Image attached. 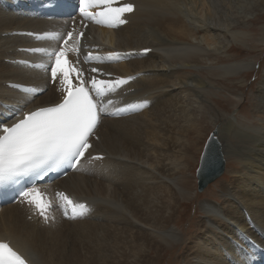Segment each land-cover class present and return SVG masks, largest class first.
Segmentation results:
<instances>
[{
    "label": "bare ground",
    "instance_id": "obj_1",
    "mask_svg": "<svg viewBox=\"0 0 264 264\" xmlns=\"http://www.w3.org/2000/svg\"><path fill=\"white\" fill-rule=\"evenodd\" d=\"M133 2L138 9L130 16V23L102 36L109 50H154L142 61L111 67L122 76L144 73L130 86L135 92L128 98L151 100L153 105L130 119L104 121L97 150L107 157L105 167L98 172L71 175L59 183L79 200L91 203L95 214L84 221L43 228L27 222L20 209L9 207L0 213V240L12 241L34 264H157L165 253L178 254L179 248L184 250L178 256L180 264H248L247 256L232 241L247 248L240 232L252 235L261 230L264 234V74L259 70L260 66L264 68V59L258 71L252 70L253 63L239 57L242 49L238 41L253 37L255 32L248 29L256 22L249 18L264 11V0ZM35 24L0 9V98L10 95L6 84L19 82L25 75L6 63L18 59L16 51L25 42L9 35L34 30ZM207 62L211 65H205ZM207 72L217 73L221 79L238 77L242 91L252 87L245 86L252 72L259 83L257 90L249 94L253 108L248 112L250 119L242 118L239 111L237 116L219 119L218 127L225 137H220L215 128L224 155L221 163L226 164L227 157L232 165L236 164V171L231 164L228 167V174H233L229 176L231 182L220 180L213 187L220 193L214 189L208 192L216 200L206 199L198 205L203 217L193 224L196 229H180L181 216L177 215L181 202L201 196H195V177L186 174L193 157L183 132L173 130L178 133L173 138L166 130L167 123L179 117L181 111L174 104L179 102L171 96H179V101L185 96L195 99H185L187 109L183 108V115L187 111L209 112L212 105L203 100L212 95L210 90L216 84L201 77ZM48 97L55 100L52 88L34 107L50 102ZM211 102L228 106L219 100ZM193 104L199 106L194 108ZM214 114L209 112L216 122ZM159 139L163 143L160 148ZM172 159L178 167L165 164Z\"/></svg>",
    "mask_w": 264,
    "mask_h": 264
},
{
    "label": "snow or ice",
    "instance_id": "obj_2",
    "mask_svg": "<svg viewBox=\"0 0 264 264\" xmlns=\"http://www.w3.org/2000/svg\"><path fill=\"white\" fill-rule=\"evenodd\" d=\"M45 3L54 8L58 0H45ZM77 8L84 20L109 28L125 24V14L134 11L133 4L121 3V0H77ZM84 27L87 25L84 24ZM83 36V32L73 29L66 34L51 32L42 37L55 43L50 47L31 50L46 58L33 67L45 73L50 72L52 83H57L58 80L57 90L62 98L58 103L36 110L24 111L23 107H18L15 112L19 113V118L10 126H0V193L17 189L15 195L22 197L21 202L32 207L45 222L50 219L53 204L47 194L36 187L35 181L42 179L49 171L62 168L79 170L82 158L93 146L90 138L95 135L103 114L120 115L147 106V101H144L114 112L109 111L114 101L105 98L135 77L106 80L90 76L86 79L85 70L79 66L80 39ZM69 53L76 55L75 61L68 58ZM125 55L127 54L109 52L106 57H100L89 52L84 56L83 63L119 60ZM89 71L100 72L95 67ZM15 87L26 94L25 105L31 103L37 93L44 91L43 88L36 87ZM203 159L206 160L207 156ZM25 177L33 178L31 186L21 184ZM56 197L61 202L59 206L63 209V214L69 219H77L88 212L86 204L73 201L62 192L56 193ZM0 264L30 262L9 243L0 242Z\"/></svg>",
    "mask_w": 264,
    "mask_h": 264
},
{
    "label": "rangeland",
    "instance_id": "obj_3",
    "mask_svg": "<svg viewBox=\"0 0 264 264\" xmlns=\"http://www.w3.org/2000/svg\"><path fill=\"white\" fill-rule=\"evenodd\" d=\"M259 18V19H257ZM262 19V20H261ZM252 20H256V21H252ZM248 21V20H246ZM245 21V23H246ZM250 22H253L255 24L251 25L250 28L248 29V31L252 30L253 32H255L253 34V37L251 39L248 40V38H244L242 39V41H238V43H240L238 46L242 49L240 52V59H244L247 61H251L252 64V70H257L259 63L262 61L261 59H264V32L262 29H264V11L261 12L259 15L253 16L249 18ZM249 22V23H250ZM246 31V30H245ZM254 39V40H252ZM252 40V41H250ZM238 54V53H237ZM256 64V65H255ZM205 65H211L210 62L205 63ZM200 68H204V67H200ZM261 71H263L264 74V68L260 69ZM256 73H250V75L247 77V81H246V85L248 84H252V87L250 88H246L245 91H242L241 89V85L239 83V78H232V77H226L225 79H221L219 77H217V73H215L214 75H211L209 72L204 73L201 75V77L206 81V82H211L214 81V83L216 84L214 87L215 89L210 90L212 95L211 96H207L206 99H204V103L207 104H211L212 109L209 110V112H213L215 111V116L217 117V121L215 122L214 119L210 118L209 116V112L206 110H202L200 111L201 113L196 114L195 111H187L185 113V115H183L182 110L183 108H186V101L185 99L190 102V101H195L194 98H190L188 99L187 96H185L184 101H179V96H177V98H174V94L171 96L173 99L177 100L179 103H174L176 105V107L180 108L181 111L179 112V117H175L173 119V121H170L167 123V126L169 128L166 127L168 136L176 138V135L178 136V133H180V131H182V136L184 137V142L185 139L187 140L189 146H190V150H188V153L190 155H192L193 158L190 159V171H186V174H190L192 176L195 177V181H196V192H195V196L196 195H200V199H191L188 201H183L181 202V207L179 209V214L178 216H181V220L178 222V225L180 226L179 228L181 229H187V228H195V225L197 221L203 217V215L201 214V210L199 209V204L202 201H205L206 199H214L216 200L215 196L208 194V192L210 191V189H214L216 194H218L219 190L217 188H213L215 186L216 183H218L220 180L224 179L226 180V183H230L231 182V177L229 176H233V174H228V167H231L232 163L231 161L226 157V170L225 173L221 175V177L216 180L213 184H210L206 189H204L203 192H199L198 191V180L196 177V172L197 169L199 167V162L201 159V155L202 152L204 150V146L210 136V134L215 131V128H217V130L220 132V137H225L223 131H221V126L220 128L218 127V125H220V120L224 117H233V116H237L238 112H240V115L242 118L244 119H250L248 116V112L250 110H252L253 108L251 107V101H250V95L253 94L254 90H257L258 88V79L255 75ZM180 77H184L182 75H179ZM242 80H245V76H243ZM250 80V81H249ZM178 88V87H177ZM226 91V93L223 90ZM178 92H182L181 90ZM226 94V95H225ZM250 94V95H249ZM243 95V96H242ZM230 97L233 101H230L228 98ZM182 97L184 98V95H182ZM210 100H209V99ZM211 100H219L222 101L224 103H228V106H216L214 105ZM246 102V103H244ZM192 103V102H191ZM206 104V105H207ZM194 108H197L199 105L198 104H193ZM214 110V111H213ZM252 115L254 113L250 112ZM178 129L179 132L174 134L172 133L173 130ZM181 134V133H180ZM230 143V142H228ZM162 140L159 139L157 141V146L160 148L162 145ZM184 146V143L182 144L181 148ZM180 148V149H181ZM179 152V151H178ZM180 153V152H179ZM196 156V159H195ZM194 159V160H193ZM162 161H164L165 159H161ZM185 159H183L184 161ZM165 164L169 167H178V162L175 159L172 160H168L165 162ZM231 164V165H230ZM235 166V167H234ZM187 166V168H189ZM232 170L236 171V164L232 165ZM230 178V179H229ZM218 190V191H217ZM220 193V192H219ZM215 194V193H214ZM220 196V194H219ZM218 200L220 201V203L222 202V200H220V198H218ZM185 204V205H182ZM182 211V214H181ZM176 217V219H177ZM195 220V221H194ZM180 250L178 251V254H171L170 252L168 254H164L162 256V258H160L159 262L157 264H180V260L178 258V256L184 252V250L182 251V248H179ZM151 261L153 263H156L157 261L154 260V257L151 258Z\"/></svg>",
    "mask_w": 264,
    "mask_h": 264
},
{
    "label": "water",
    "instance_id": "obj_4",
    "mask_svg": "<svg viewBox=\"0 0 264 264\" xmlns=\"http://www.w3.org/2000/svg\"><path fill=\"white\" fill-rule=\"evenodd\" d=\"M219 152L218 145L214 142H210L205 150V153L202 157L201 167L198 171L200 191L206 188L207 184L217 179L224 171L223 164L221 163V159L218 155ZM205 156H207L206 160L203 159ZM210 166L212 168H217L211 169Z\"/></svg>",
    "mask_w": 264,
    "mask_h": 264
}]
</instances>
